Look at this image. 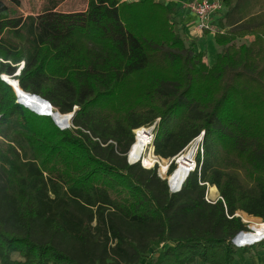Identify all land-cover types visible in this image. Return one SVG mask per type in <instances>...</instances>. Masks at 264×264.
I'll return each mask as SVG.
<instances>
[{
  "label": "trees",
  "instance_id": "16d2710c",
  "mask_svg": "<svg viewBox=\"0 0 264 264\" xmlns=\"http://www.w3.org/2000/svg\"><path fill=\"white\" fill-rule=\"evenodd\" d=\"M44 1L16 16L0 0V264H103L113 237L95 224L99 207L159 230L149 252L117 250L128 264H234L254 246L232 243L246 229L237 211L264 221V0H223L211 66L162 1L88 0L74 11ZM2 74L74 112L70 127L34 111L46 109L40 99L19 102ZM158 118L154 147L167 158L205 131L201 168L177 193L157 166L128 162L133 130Z\"/></svg>",
  "mask_w": 264,
  "mask_h": 264
},
{
  "label": "rangeland",
  "instance_id": "374dc122",
  "mask_svg": "<svg viewBox=\"0 0 264 264\" xmlns=\"http://www.w3.org/2000/svg\"><path fill=\"white\" fill-rule=\"evenodd\" d=\"M44 2H45L44 0H20V4L16 5L14 3V0H7V3L9 4L10 9H11V14L16 15V16H20L21 14L27 15V14H31V13L32 14L39 13L42 10ZM87 5H88V0H67L60 7V10H62V11L83 10V9L87 8ZM222 11H223V9L220 11V14ZM172 20H173V17H172ZM175 25H176V23H175ZM176 29L178 30L177 25H176ZM218 32H222V30H220ZM209 33H212V32H209ZM216 33H213L214 36ZM252 39H253L252 35H246L245 37L237 38L236 43H237V45H240L242 43H248ZM211 42H212L213 46L215 48H217V44H216L215 40L211 39ZM220 51H222V47H220ZM212 52L213 51H211V49L209 48V52L207 53V56L209 59H210L211 54L213 55V58H215L217 55L216 51L213 53ZM204 55H205V53H204ZM204 60L206 62L205 57H204ZM71 122L72 121H70V124H71ZM159 122H160V118L157 119V125ZM136 137L137 136H135V133H134V143H133L132 147L136 143ZM154 148L155 147H154V142H153V144H151L147 148V151L145 152V156L147 158V157H149L150 153H153V159L156 160L155 165H147L145 163V161H144V163H142V165H144V167L146 166V168H154L157 166L158 174L161 173L164 176L163 164L165 165V168H166L168 162L170 160H172L173 157L167 158V157L161 156V154L159 155L157 153V151L154 150ZM131 149L132 148H130V151H131ZM204 150H205V139H204ZM185 155L189 159L191 158L190 154H185ZM127 158H128V162H129V154L127 155ZM180 163L182 166L187 167L182 162H180ZM174 164H175L174 170H176L177 165H176V163H174ZM187 168H189V167H187ZM174 170H173V172H174ZM172 173H169V171H168V175H167V177L164 176L165 177L164 179L168 180V177H170L172 175ZM168 182H170V181H168ZM213 187L216 188L215 193H213L211 190ZM207 191H208L207 196L211 200L216 201L220 197L219 193H218V189L216 186H210L209 185V188H208V185H207ZM207 191H206V193H207ZM237 212H239L241 214L246 213V212L243 213V211H237ZM247 214H249V213H247ZM252 217L259 218V217L253 216V215H252ZM259 219H261V217ZM95 222H96L95 224H100V225L104 226L105 231L108 232L113 237L110 247L108 248V250H106L105 254L102 257V263L103 264H128L124 255L118 253L117 250L121 249L122 251H127L130 253L134 252V249L130 245V242H132L137 247L141 248L143 251L149 252V251H151L152 247L154 246L155 238L157 237V235L159 233V230L155 227L154 224L132 223L129 221H125L123 219L116 217L114 215L113 211L110 208H106V207L96 208V221Z\"/></svg>",
  "mask_w": 264,
  "mask_h": 264
},
{
  "label": "built area",
  "instance_id": "2783aa9c",
  "mask_svg": "<svg viewBox=\"0 0 264 264\" xmlns=\"http://www.w3.org/2000/svg\"><path fill=\"white\" fill-rule=\"evenodd\" d=\"M189 6H190L189 8H190L191 12L196 17V20H197L196 29L198 31H201V32L209 31L212 33H216L218 31H220L218 24H216V22H215V19H216L215 17L224 8L223 7V0H190ZM70 125L71 124H69L68 127H70ZM156 130H157V121L154 124L143 125V126H140V127L133 130V132L135 133V136H137L136 137V143L138 142V139L141 137V135L146 136L148 141H147V144L145 146V150L141 153V156L137 159L132 158L131 153L133 151L134 146L131 147L132 148L131 151L128 152L130 164H135V163H141L142 164V163H144L145 157H146L145 152L147 151V148L151 144H153L155 136H156ZM204 137H205V131H202L201 134L198 137H196V139L192 140L181 153L174 156L172 158V160H170L168 162L167 167L164 170V176L167 177L169 168L171 167L170 165L172 163H176L177 169H178V167L180 165V159L182 158V156H184L185 154H188L190 152H192V154H191L192 156L190 158V163L188 166L189 167L188 176L190 173L195 172L196 170H199L201 168V163L199 162V157L202 159L203 155L205 153V150H204V139L205 138ZM154 150H155V148H154ZM155 163H156V160L153 159V162L151 165H155ZM177 169L174 170V172L172 173V176L175 174ZM159 175L161 177L165 178L161 173H159ZM171 178H172L171 176L168 177V181H170L168 183H169L171 193L180 192L182 189L183 183L186 182L185 181L186 179L184 180V182L181 183L180 186H176V185L172 184ZM207 185L209 188V184H207ZM207 194H208V191L206 193V199L209 202H215V200L209 199ZM236 215L239 216L242 219L243 223L246 225V229L240 231L232 239V243L237 248H244V247H248V246H253V245H256V244L264 241V221L262 219L252 217V215H249L247 213L241 214V213L237 212ZM259 231H261V232H259ZM246 236H249L248 237L249 242L242 244L241 241H243L242 239L245 238Z\"/></svg>",
  "mask_w": 264,
  "mask_h": 264
},
{
  "label": "crops",
  "instance_id": "0c3cea01",
  "mask_svg": "<svg viewBox=\"0 0 264 264\" xmlns=\"http://www.w3.org/2000/svg\"><path fill=\"white\" fill-rule=\"evenodd\" d=\"M132 1V0H126ZM164 2L170 9H173L175 14L173 15V21L176 23L179 33L187 42L195 43L197 51L205 53L206 62L211 66L215 63L218 54L221 52L220 47L217 45L215 48L211 42V39L215 40L213 33L201 32L196 29V17L190 10L189 1L190 0H159ZM223 9L222 12H225ZM219 13L215 18L218 20L223 13ZM26 15V14H25ZM216 51V57L210 55V59L207 56L209 52ZM212 52V53H213ZM263 242V241H262ZM261 243V242H260ZM254 245L250 250L243 251V249H238L234 264H264V243ZM17 256V255H15ZM196 264H206L202 261H197Z\"/></svg>",
  "mask_w": 264,
  "mask_h": 264
},
{
  "label": "bare ground",
  "instance_id": "6f19581e",
  "mask_svg": "<svg viewBox=\"0 0 264 264\" xmlns=\"http://www.w3.org/2000/svg\"><path fill=\"white\" fill-rule=\"evenodd\" d=\"M7 79L10 81V79L7 77ZM13 85H14V89H15V91H16V93H17V96H18V100L20 101V102H22V103H24L26 106H28L29 104L28 103H26L25 102V96L27 95V96H29V97H32V98H36V99H40L43 103H45V105H46V109H44V110H36V109H34L35 111H37V112H39V113H43V114H46V113H49V108H48V105H47V103L43 100V99H41L40 97H37V96H34L33 94H31V93H28V92H25L24 90H23V88H21L20 87V85H17V82H16V79H12V81H10ZM33 103V102H32ZM29 107V106H28ZM29 108H31V107H29ZM33 110V109H32ZM61 116H65V118L66 119H68V117H67V115H65V114H62V113H57L56 114V118H58V120L60 119V117ZM140 140H142L143 141V143H145V145H144V150H145V146H146V144H147V137L146 136H144V135H141V137L139 138ZM135 146V145H134ZM144 150H140L139 152H135L134 151V147H133V151H132V153H131V156H132V158L133 159H137V158H139L140 156H141V153L144 151ZM188 154H192V152H190V153H188ZM192 156V155H191ZM152 162H153V153H150L149 154V157H145V163L147 164V165H151L152 164ZM180 162H182L185 166H189V163H190V159L188 158V157H186V155H184V156H182V158L180 159ZM164 165V164H163ZM180 165H181V163H180ZM180 165H179V167H180ZM179 167H178V169H179ZM166 168H163V170H165ZM177 169V168H176ZM178 169H177V171H178ZM189 169V168H188ZM177 171L175 172V174L172 176L171 175V180H172V184H174V185H176V186H180L181 185V183L182 182H184V180L187 178V176L185 177V179L180 183V184H176L175 182H177ZM259 232H261V231H259ZM249 236H246L245 238H241L243 241H241V243L243 244V243H247V242H249V238H248Z\"/></svg>",
  "mask_w": 264,
  "mask_h": 264
},
{
  "label": "water",
  "instance_id": "95a60500",
  "mask_svg": "<svg viewBox=\"0 0 264 264\" xmlns=\"http://www.w3.org/2000/svg\"><path fill=\"white\" fill-rule=\"evenodd\" d=\"M22 67H23V65H22ZM21 67V68H22ZM20 71V70H19ZM18 74H19V72H18ZM17 74V75H18ZM6 76L7 75H3L2 74V78H3V80L5 81V82H7L9 85H11L13 88H14V85L6 78ZM16 82H17V85H19V81L18 80H16ZM15 90V89H14ZM27 92H30V91H27ZM30 93H32V92H30ZM17 94V93H16ZM32 94H35V93H32ZM35 95H37V96H39V97H41L43 100H45L46 102H48L49 104H51L53 107H54V109H55V111L54 112H52V113H46V114H43V113H39V112H37V113H39V114H41V115H44V116H50V117H52L53 118V120L55 121V123L60 127V128H62V129H65V128H67L68 126H69V124H70V121L71 120H73L72 118H73V115H74V112H72V113H68V114H65V115H67V117H68V119H64V120H58V118H56V114L57 113H59V111L56 109V107L52 104V102H50L49 100H46L45 98H43L41 95H39V94H35ZM19 101V100H18ZM20 102V101H19ZM22 103V102H21ZM24 104V103H23ZM35 111V110H34Z\"/></svg>",
  "mask_w": 264,
  "mask_h": 264
}]
</instances>
